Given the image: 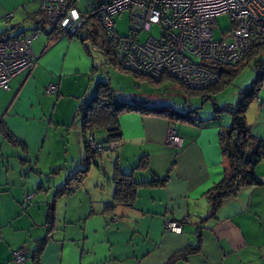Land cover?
I'll return each mask as SVG.
<instances>
[{
	"label": "crops",
	"instance_id": "1",
	"mask_svg": "<svg viewBox=\"0 0 264 264\" xmlns=\"http://www.w3.org/2000/svg\"><path fill=\"white\" fill-rule=\"evenodd\" d=\"M52 29L40 0H0V35L14 38L38 32L31 43L37 59L34 68L13 79L8 91H0L3 129L19 141L18 146L7 143L0 129V264H15L17 251L25 254V264H33L31 255L46 236L52 205L55 231L39 264H168L188 247L198 250L173 264H264V185L241 188L212 217L205 199L227 169L219 143L220 128L230 124L227 115L174 126L183 144L171 149L164 144L172 127L168 120L122 114L115 141L119 147L107 155L109 167L104 158L99 166L95 161L87 174L97 176L91 187L84 180L80 185L71 182L70 193H58L68 178L60 173L66 152L52 143L45 151L47 139H53L52 127L53 133L61 130V140L73 127L70 163L81 157L84 136L73 119L78 100L86 101L94 93L96 70L79 40L50 35ZM50 86L56 87L53 96L45 93ZM133 99L149 106L169 105L140 93ZM190 100L189 111L198 107ZM225 101L220 106L235 103ZM246 122L252 138L264 144V82L247 110ZM93 133L99 142L108 137L103 129ZM142 157L147 158V168L133 171ZM116 167L132 174L138 184L165 177L167 182L161 189H139L131 207L107 209L113 201ZM255 175L264 182V160L255 167ZM168 220L183 222L180 235L164 229Z\"/></svg>",
	"mask_w": 264,
	"mask_h": 264
},
{
	"label": "built area",
	"instance_id": "2",
	"mask_svg": "<svg viewBox=\"0 0 264 264\" xmlns=\"http://www.w3.org/2000/svg\"><path fill=\"white\" fill-rule=\"evenodd\" d=\"M40 10L51 28L78 39L85 35L87 14L95 11L121 69L153 81L168 77L191 91L215 85L219 67L234 65L251 49L264 46V0H40ZM124 13L129 15V31L120 36L115 18ZM223 15L229 17L230 28L216 39V21ZM154 26L160 28L159 38L139 42ZM37 36L36 31L0 43V91H8L13 79L34 68L31 43ZM55 92L54 86L46 89L48 95ZM86 142L100 157L119 147L117 142H99L94 133L86 135ZM164 144L182 148L183 139L174 127L168 129ZM164 229L182 233V226L173 221H166ZM13 262L25 264V254L15 252Z\"/></svg>",
	"mask_w": 264,
	"mask_h": 264
},
{
	"label": "trees",
	"instance_id": "3",
	"mask_svg": "<svg viewBox=\"0 0 264 264\" xmlns=\"http://www.w3.org/2000/svg\"><path fill=\"white\" fill-rule=\"evenodd\" d=\"M87 16V23L84 25L83 29L85 33L83 38L78 39L73 36L68 37L79 40L82 45H84L88 54H90V50L86 48L85 42L90 40L92 45L96 46L98 45L97 41L99 40L101 42V44H99L101 52L110 58V63L116 69L131 73L139 78V80L147 81L149 84L154 85L157 88H159L165 80L170 82L174 81L181 86V89L184 91L188 101L191 99L190 97H201L202 104L206 101L212 102V121L219 120L222 115H227L230 118V124L228 126L221 127L219 130V143L222 156L226 159L228 164L227 169L222 180L213 185V187L205 194V199L207 200L210 208V217L216 214L224 200L234 196L241 188L264 185V182L255 175V167L262 160H264V144L252 138L246 122L247 110L255 98H257L264 82V46L251 49L238 63L234 65L219 67V81L215 85L203 91H191L185 89L180 82L168 77H162L159 81H153L121 69L116 63L109 42L105 38V35L99 26L96 12L91 11L87 14ZM52 33H54L56 37L63 36L62 33L57 31L55 28L52 29L50 35ZM10 39L12 38L0 35V43L7 42ZM100 39H103L104 41H101ZM247 66H251L255 73L250 84L239 91L237 100L234 104H224L222 106H218L214 102V98L217 97L218 93L226 89V87H228V85L231 84L240 72ZM204 93L206 95H203ZM138 102L139 103L136 104L116 102L113 99V94L109 89V85L106 82H98L95 86L93 95L85 102L81 103V106L77 107L74 114L73 124L79 121L80 131L82 135L85 136V153L83 155V161L87 163L88 166L90 165L91 160L92 163L95 164V157H101L97 156L89 149L86 142V135L93 133L95 130L103 129L108 132V137L106 140H102L101 143L115 142L119 138L118 117L122 114H151L168 120L172 124V127H174L176 123L188 124L192 126L201 123L199 117L201 107L193 108L190 111L188 110L184 113H180L169 105L160 104L157 106H149L145 104V101L138 100ZM0 129L7 143L15 146L19 145V141L14 137V135L3 129L1 120ZM147 166V158L142 157L133 171L145 170ZM115 170L116 172L112 178L114 182L113 201L112 205H110L107 209L114 208L118 205L131 207L136 201L139 189H161L167 182V177H165L161 180L156 179L138 184L134 182L132 174H124L118 170L117 167ZM87 173L88 168H84L81 171H77V173L73 176L68 177L66 183L63 185V188L60 189L58 193H70L71 182H76L80 185ZM173 222L176 221L173 220ZM176 223L181 225L183 222ZM54 225V205H52L46 216V236L37 242L36 248L31 255L33 264H39L40 254L55 231ZM197 250L198 247H188L184 251L170 258L168 264H173L179 260L185 259Z\"/></svg>",
	"mask_w": 264,
	"mask_h": 264
},
{
	"label": "rangeland",
	"instance_id": "4",
	"mask_svg": "<svg viewBox=\"0 0 264 264\" xmlns=\"http://www.w3.org/2000/svg\"><path fill=\"white\" fill-rule=\"evenodd\" d=\"M217 27L214 31V37L216 39H220L222 33L226 32L230 28V22H229V17L227 15L220 16L217 18ZM129 15L128 13H124L121 16H118L115 18V30L117 34L120 36H126L128 34V29H129ZM41 36H44L42 33H40ZM148 36H152L153 38H159L160 36V28L158 26H154L150 33L146 34L143 33L139 36L138 41L139 42H144L147 40ZM101 41H104L103 39H100ZM98 45L93 46L90 40H87L85 42V46L90 50L91 57L93 58L94 64H95V69L96 72L94 73V82L96 80V84L98 82H106L109 85L110 91H112L113 94V99L116 102H121V103H126V104H135L139 103L135 99H133L134 94H142L145 96H150L154 102H163L165 104H169L172 106L174 109L179 111L180 113H184L189 110V105L190 102L187 101V97L184 93L183 90H181V86L177 84L176 82L172 81H163V85L160 86L159 88L155 87L154 85L149 84L147 81H141L139 78L134 76L131 73L124 72L121 70L116 69L111 63H110V58L106 55L103 54L100 50V45L101 42L98 40ZM254 70L251 66L245 67L240 74L237 76V78L234 79V81L226 87V89L222 90L220 93H218V102H214L220 106L222 104V100H225V102L231 100L228 103H233L236 102L237 100V94L239 91L245 87H247L252 79L254 78ZM236 94V96H235ZM203 95H206L205 93ZM50 96V95H48ZM53 96V95H52ZM51 96V97H52ZM191 98V103L193 104H198L197 108H200L202 102H201V97H190ZM78 103V107L81 106V103L85 101H80ZM132 102V103H129ZM234 104V103H233ZM204 108L203 110L199 111V117L205 118L209 117L212 115V102L211 101H206L203 104ZM202 109V106H201ZM223 118H225L224 115H222ZM226 119H230L226 117ZM230 121V120H229ZM79 122V121H77ZM180 123H176L174 126L176 128H179L178 126ZM55 128L52 127V130ZM72 131L64 136H62V140L60 137V132L61 130H58L57 132H54L51 130L50 135H53V139H47L46 143V148L45 151L47 150L48 144L50 145L51 143L53 144L54 147H60L62 150H64L66 153H63V157L65 162L60 166L61 171V177L67 178L70 176H73V174L77 173L76 171H81L84 168H89V166H93L94 164L92 163V160L90 161V165L88 166L87 163L83 161V155L84 151L79 158V155L73 160L72 163L70 161L73 158V150H72V142L74 141V131ZM53 133V134H52ZM81 137V135L79 134ZM55 141V142H52ZM84 142H85V136H84ZM83 142V144H84ZM51 144V145H52ZM115 152L103 155L101 158H104L102 161L105 165H109L108 162L106 161L107 155H111ZM51 158L53 157L52 155L50 156ZM101 158L95 157L94 160L96 161L97 165L101 164L99 160ZM115 156H112L110 158V161L112 162L114 160ZM66 164H73L70 167H67ZM66 166V167H65ZM109 167V166H108ZM70 170V171H69ZM56 173V172H55ZM88 174V173H87ZM86 177L83 179L86 181V184L88 187H91L92 182H95V179H97V176L95 173H91L90 176ZM73 188L75 189L76 186L73 185Z\"/></svg>",
	"mask_w": 264,
	"mask_h": 264
}]
</instances>
